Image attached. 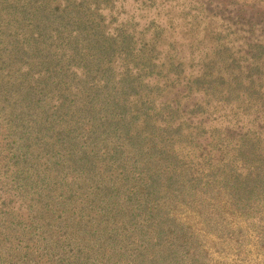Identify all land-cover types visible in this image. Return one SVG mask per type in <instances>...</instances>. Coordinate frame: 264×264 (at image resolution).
I'll list each match as a JSON object with an SVG mask.
<instances>
[{"label":"trees","instance_id":"trees-1","mask_svg":"<svg viewBox=\"0 0 264 264\" xmlns=\"http://www.w3.org/2000/svg\"><path fill=\"white\" fill-rule=\"evenodd\" d=\"M249 246L264 256V0H0V264Z\"/></svg>","mask_w":264,"mask_h":264},{"label":"rangeland","instance_id":"rangeland-1","mask_svg":"<svg viewBox=\"0 0 264 264\" xmlns=\"http://www.w3.org/2000/svg\"><path fill=\"white\" fill-rule=\"evenodd\" d=\"M131 5H133L132 1H130V7ZM249 249H250L249 256L243 259L244 264H264V258H263L264 256L258 255L255 249L253 248V246H249Z\"/></svg>","mask_w":264,"mask_h":264}]
</instances>
